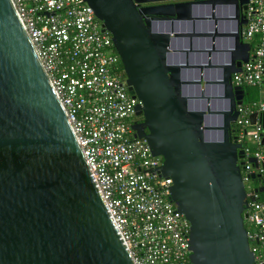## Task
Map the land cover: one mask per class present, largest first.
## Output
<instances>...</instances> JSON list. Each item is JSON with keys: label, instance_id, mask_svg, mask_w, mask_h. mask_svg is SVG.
<instances>
[{"label": "water", "instance_id": "1", "mask_svg": "<svg viewBox=\"0 0 264 264\" xmlns=\"http://www.w3.org/2000/svg\"><path fill=\"white\" fill-rule=\"evenodd\" d=\"M82 1L139 101L133 137L161 158L158 176L189 225V263L254 264L243 219L256 188L243 182L233 134L244 92L230 82L249 45L227 33L229 60L213 63L210 44L215 11L236 14L246 0ZM248 118L264 149V112ZM245 161V177L263 181L256 159ZM0 264H134L9 0H0Z\"/></svg>", "mask_w": 264, "mask_h": 264}, {"label": "built area", "instance_id": "2", "mask_svg": "<svg viewBox=\"0 0 264 264\" xmlns=\"http://www.w3.org/2000/svg\"><path fill=\"white\" fill-rule=\"evenodd\" d=\"M9 1L133 263L190 264L188 222L169 201V180L158 176L161 158L133 137L139 101L126 90L110 35L82 0ZM244 17L241 36L250 48L230 82L258 93L237 106L235 122L247 182V157L264 174L262 129L248 118L264 112V0H246ZM245 214L254 264H264V199L248 202Z\"/></svg>", "mask_w": 264, "mask_h": 264}, {"label": "flooded vegetation", "instance_id": "3", "mask_svg": "<svg viewBox=\"0 0 264 264\" xmlns=\"http://www.w3.org/2000/svg\"><path fill=\"white\" fill-rule=\"evenodd\" d=\"M234 8L233 6L231 7H225L222 10H218L215 11V18L216 21L215 23H213V27L216 33H219L220 36L215 37L214 41L211 42L210 44H213V46L215 47V49H217L218 52L213 53V59L211 60V62L215 63V62H221V63H225L228 62L229 60V53L228 51L231 50L233 48V44L229 42L228 37L225 35L227 33H230L232 31H236L238 34V39L241 43H245L246 42L243 40L242 36H241V31L243 29L244 23V12H245V3L242 2H238L236 5V14L234 13ZM233 26V27H232ZM248 44V43H247ZM250 48V47H249ZM227 52H225V51ZM237 50V51H236ZM233 51H235L236 55L240 54V50L239 49H234ZM227 54V58H225L224 54ZM243 89L244 94L242 95V103H244V101H246L250 96H251V87H245V86H241ZM236 105V109H237ZM141 121V116L137 115V116H133L132 118V123H139ZM235 129V128H234Z\"/></svg>", "mask_w": 264, "mask_h": 264}, {"label": "trees", "instance_id": "4", "mask_svg": "<svg viewBox=\"0 0 264 264\" xmlns=\"http://www.w3.org/2000/svg\"><path fill=\"white\" fill-rule=\"evenodd\" d=\"M250 89H251V96L246 101H244V103H248L250 101H253V100H256L257 99L256 98V93H255L257 91V89L254 88V87H251ZM233 127L235 128V132L233 134L236 135L237 125H234ZM260 179H263V181H259L258 178L257 179H254L252 181H250V180L247 181V184L249 185V189L256 188V192L253 193L254 196H255V200H262V199H264V174L261 175V178ZM260 186L263 187L262 190H259V187ZM243 223H244V226H245L246 231L247 232H250L251 231V227H250V225H248L246 223L245 218L243 219Z\"/></svg>", "mask_w": 264, "mask_h": 264}, {"label": "rangeland", "instance_id": "5", "mask_svg": "<svg viewBox=\"0 0 264 264\" xmlns=\"http://www.w3.org/2000/svg\"><path fill=\"white\" fill-rule=\"evenodd\" d=\"M256 93V98H257V96H258V93H257V91L255 92ZM263 152H264V149H263ZM251 185V184H250Z\"/></svg>", "mask_w": 264, "mask_h": 264}]
</instances>
